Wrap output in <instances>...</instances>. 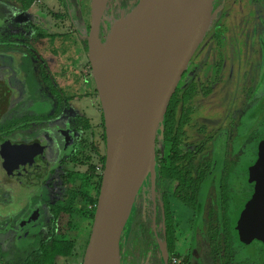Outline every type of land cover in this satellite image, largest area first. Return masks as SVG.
Instances as JSON below:
<instances>
[{"label":"rangeland","instance_id":"obj_1","mask_svg":"<svg viewBox=\"0 0 264 264\" xmlns=\"http://www.w3.org/2000/svg\"><path fill=\"white\" fill-rule=\"evenodd\" d=\"M63 1L67 9L63 7ZM128 1L108 0L99 22L98 39L101 43L108 39L112 22L119 19L120 12ZM205 1L206 27L176 87L178 92L185 90L188 82L196 75L200 78V83L207 86L203 87L205 91L201 87L194 98H189L191 104H194L193 108L190 107L188 97H184V114L186 117L190 114L189 118L196 120L195 124L199 127L206 124V120L209 122L205 129L206 136H210V142L204 145V151L198 156L199 160L207 154L210 155L216 148L215 139L224 137L229 142L226 155L229 164L221 178L223 188L218 187L219 180L216 179L214 196L208 198L210 201L199 212L175 201L170 195L174 192L176 182L160 180L157 177L159 164H168L170 149V144L162 142L157 133L154 172L159 196L162 199L165 194L171 203L170 209L165 207V211H170L174 216V249L169 253L165 246L167 261L161 257L157 242L165 237L164 223L155 211L153 201L156 195L151 190L149 176L134 198L121 234L120 264H168L169 259L175 260L174 264H196L193 260L199 262L198 264H215L211 252L205 246L204 231L205 223L212 226L215 223L213 213H208L213 204L230 221L232 264H264V218L257 199L258 162L264 152V140L258 144H250L243 139L245 130L252 122L250 117L254 116L244 105L249 98L248 93H251L249 90L256 83L254 79L259 74V91L250 97L254 98L250 109L253 110L254 105L264 96V63L261 62L262 54L259 49L262 46L257 42L258 37L264 38V0ZM29 5L27 15L19 3L0 0V40L14 44L12 56L20 73L18 78L27 89L25 99L14 111L21 112L28 107L35 108L36 111H49V124L61 129L67 137L73 121L84 116L88 121V129L83 132V137L89 144L100 138L103 122L87 49L83 42H87L90 32L92 0H31ZM238 25L243 28L242 33H236ZM252 26L256 30L255 39L254 33L251 34L255 31H252ZM237 34L241 37L239 41H242L240 48L246 52L239 59L233 53L238 48ZM241 59L246 61L242 71L234 63L236 60L237 65H241ZM225 66L226 71L223 70ZM239 78L243 79L240 83L237 81ZM51 87L55 90L53 94ZM55 98L61 101L57 112L52 113ZM191 121L193 120L189 123ZM223 122L226 125L221 126ZM257 132H262L264 138V128H255L253 135ZM200 137L202 135L193 133L189 125L182 151H189ZM103 145L101 142L99 152L91 151V146H88L80 159L83 160L81 165L79 162L62 165L52 176L50 187L43 186L39 200L34 199L33 203L24 205V209L15 219L1 225L0 242L7 255L3 259L0 256V264L22 262L24 256L34 247L35 233L44 224L41 199L53 202L63 197L65 188L72 189L67 172L79 170V175L87 172L88 166H93L104 153ZM86 156L89 158L85 159ZM222 202H225V206ZM165 204L169 206L167 202ZM156 225L159 229H156ZM88 229V221H81L78 239L73 248L78 256L70 257L66 261L56 258L55 264H81L85 249L83 240Z\"/></svg>","mask_w":264,"mask_h":264},{"label":"flooded vegetation","instance_id":"obj_2","mask_svg":"<svg viewBox=\"0 0 264 264\" xmlns=\"http://www.w3.org/2000/svg\"><path fill=\"white\" fill-rule=\"evenodd\" d=\"M242 1V0H240ZM253 2H257L259 0H251ZM108 2V1H107ZM241 17V16H240ZM251 26V25H250ZM243 28H236V33H242ZM254 27L252 26V31ZM242 31V32H241ZM251 31V30H250ZM219 32V31H218ZM254 33V39L256 36V30L254 32H251V34ZM238 34L236 35V45L238 44V48L236 52H233L234 55H237L238 57L242 58L246 55L245 50L243 51V48H240L242 45V41H239ZM257 42H260L262 47H259L261 49V58L264 63V38L257 39ZM241 49V50H240ZM18 52H23L21 50H17ZM26 53V52H23ZM14 44L10 41H3L0 40V229L1 225L4 222H10L11 220L15 219L19 213L24 209V205H29L33 203L34 199L39 200V195L42 191L43 186L50 187V181L52 176L58 171V169L64 165V164H76L79 161H73L71 158H69V155L72 150L78 149V147H81L80 150L83 149V143H77V140L83 141V131L77 130V127L75 125L78 123V120L80 117L76 118L73 121V126L70 129L69 137L66 136V134L59 129L58 127H55L51 124H49V119L47 117V112L42 111H36L32 109L31 107H28L26 109H23L21 112H15L14 110L19 106V104L25 99V96L27 95V89L22 80H20L18 77L20 75L18 69L16 68L17 65L14 63ZM77 61V59H76ZM236 61V60H235ZM236 66H240V70H244L243 64L246 62L245 60L242 61L241 59V65H237V61L235 62ZM258 62V61H257ZM257 64V63H256ZM262 64V63H261ZM242 66V67H241ZM224 71L227 70V67L225 66ZM256 69L255 66V71ZM254 71V68L252 69ZM264 71V70H263ZM184 75V71L180 77L179 80L182 79V76ZM263 75V72H262ZM196 77V78H195ZM193 78V80L188 82V85L186 86L185 90H181L178 92L177 85H179V81L177 82L174 91H173V100L175 101V126L174 129L178 130V144L176 146L177 150L179 151V156L183 157L182 160L176 162V165L181 166L184 165L186 162L192 161L191 168L189 170V177L192 182V187L188 190L187 198H193V203H185V201L182 199L183 193L179 188V183L177 180H173V182H176L174 192L170 196H173L175 201H177L179 204L183 206H187L194 210L195 212H199L200 210H203L205 205L210 201L208 198L210 196H214L215 190H214V184L216 179L219 180L218 187L222 189V175L223 172L226 169V165L229 164V161L226 160V155L228 154V146L229 142H227L224 137L218 138L214 140V144L216 148L211 152V154H207L203 159L199 160L198 156L204 151V145L208 144L210 142V136H206L207 130L205 129L206 125L208 126L209 122L206 120V124L204 123L203 126L199 127L196 126L195 122L192 117L189 118L185 116L184 114V97H188V101L190 103V107H194V104H191V99L194 98L197 95V92L201 90V87H207L204 84L200 83V78L197 77V75ZM253 78V77H252ZM251 78V79H252ZM256 78V77H255ZM197 79V80H195ZM243 79L239 78L238 83H240ZM254 87H251L248 93V99L244 105V108H248L250 113L253 114L250 117L252 122L247 127L244 133V140L249 142L250 144H258L264 140L263 135L259 132L253 135L255 128H264L262 127V124L264 122V96L257 102L256 105H254V109H250L253 105V99L250 98L253 93H257L259 90V85L257 81L260 80V74L257 76L256 79H254ZM205 91V89L203 88ZM20 95V96H19ZM217 105V104H216ZM219 105V104H218ZM53 109V108H52ZM35 115V117H33ZM194 115V112L192 113V116ZM84 117V116H83ZM86 118V117H85ZM164 118V115H163ZM87 119V118H86ZM216 119V118H215ZM221 119V117H220ZM190 120L191 123H189ZM163 119L160 124L159 129L157 130V133H159V136L161 138L162 142H166L170 144L171 143L164 141L163 139ZM190 128L193 129V133H199L202 135V137L198 138L196 142L194 143V146L191 147V149L187 152L182 151V145L185 144L184 137L186 135V129ZM221 126L226 125L225 122L220 124ZM209 130V129H208ZM221 130H219L220 132ZM156 133V134H157ZM99 137L91 141L88 146L95 145L96 141H98ZM156 139L155 137V160H156ZM192 144V143H191ZM101 145V144H100ZM99 145V146H100ZM104 146V145H103ZM85 146V150L87 148ZM93 151V148L91 149ZM170 151V149H169ZM104 155V153L102 154ZM169 157V155H168ZM216 162V165L213 169V172L209 178L208 174L211 171L212 164L214 161ZM161 163L162 160H160ZM170 159L168 160L167 166H169ZM260 164L258 175H257V190H258V203L261 210V214L264 218V152L260 158V161L258 162ZM79 164V163H78ZM81 165V164H80ZM78 166V165H77ZM160 166H164L163 164H159L157 167V177L158 179H162L158 176V170ZM79 175L78 171H69L67 172L68 177L71 175ZM150 175H148L149 177ZM156 176V174H155ZM147 177V179H148ZM156 177V179H157ZM146 179V180H147ZM164 179V178H163ZM37 182H35V181ZM145 180V181H146ZM166 180V179H165ZM144 181V182H145ZM152 181V178H151ZM32 183V184H30ZM34 184V185H33ZM144 184V183H143ZM142 184V185H143ZM142 187V186H141ZM63 193V197L56 199L53 202H50L45 199H41L42 201V207L44 210V223L46 219V205L50 203H55L57 200H60L64 198L66 194ZM151 190L154 195H156V199L154 198L153 204L155 206V211L158 214V217L162 219L164 223V232L165 237L163 240H165V246L169 253H172L174 249V242H175V231L173 227V219L174 216L171 214V212H166L165 207L167 206L165 202L169 204L167 206L170 209V202L168 199V196L163 194V197L159 196V190L158 185L156 184V191H153L152 187ZM195 193V195H194ZM225 206V202H222ZM220 205H222L220 203ZM220 209L216 204H213L209 208V212L213 213L215 223L212 226L210 223H205L204 231L206 232V239H205V246L209 251L211 252L212 261L215 264H232V252H231V239H232V233L230 228V221L228 217L224 213H220ZM171 215L172 219V228H173V235H172V247H170L167 244L166 239V230H165V216L166 214ZM205 218V217H204ZM44 225V224H43ZM216 226L218 232L216 233V236L214 239H216V243L218 242L221 246L220 249L214 248V245L211 243V239H213L212 232L210 233V229L212 227ZM227 228V232L225 231V227ZM43 226H41L42 228ZM39 230L35 233H37ZM200 243V238L199 241ZM1 246V242H0ZM2 249V246H1ZM193 253V252H192ZM165 261L167 259L165 258ZM164 261V262H165ZM168 264H174L176 263L175 260H168ZM193 263L198 264L195 260L192 261ZM185 264V263H184ZM187 264H189L187 262Z\"/></svg>","mask_w":264,"mask_h":264},{"label":"water","instance_id":"obj_3","mask_svg":"<svg viewBox=\"0 0 264 264\" xmlns=\"http://www.w3.org/2000/svg\"><path fill=\"white\" fill-rule=\"evenodd\" d=\"M107 1L92 5L87 36V57L102 112L104 162L81 264H120V238L132 203L154 170L155 137L164 108L207 24L205 0H145L155 8L160 43L147 54L151 60L145 68L117 96H111L96 57Z\"/></svg>","mask_w":264,"mask_h":264},{"label":"trees","instance_id":"obj_4","mask_svg":"<svg viewBox=\"0 0 264 264\" xmlns=\"http://www.w3.org/2000/svg\"><path fill=\"white\" fill-rule=\"evenodd\" d=\"M20 4L22 11L29 14L30 2L31 0H11ZM63 7L67 9V5L63 1ZM34 27V25H32ZM41 36L40 34H37ZM85 48L87 49V42L83 41ZM55 90L51 87V93L53 94ZM173 93L170 96L165 108H164V118H163V139L164 141L171 143V148L169 151V166H160L158 170V176L164 178L167 181L173 182L177 180L179 183V188L183 193L182 199L185 203H193L194 199L187 198L188 190L192 187V182L189 177V170L192 165V161L186 162L184 165L178 166L176 162L183 159L179 156V151L176 146L178 144V130L174 129L175 126V101L173 100ZM56 99V98H55ZM61 100L56 99L53 105L52 113L57 112L59 108V103ZM51 115V114H50ZM50 115H47L49 118ZM102 133L98 139V143L92 146L95 152L100 151L101 142L104 143V129L103 122ZM77 130H82L83 132L88 129V121L85 117L81 116L78 123L75 125ZM77 143H83V149H74L71 151L69 158L73 161H79V164L83 163L80 161L82 155L85 152V146L89 145L86 140ZM86 141V142H85ZM99 154V153H98ZM86 156L85 159H88ZM84 159V157H83ZM97 162L103 164L104 155H100ZM94 165L88 166L87 172L82 175L71 174L68 177L69 182L72 184V189H66V194L64 198L57 200L55 203H50L46 205V219L43 227L39 230L34 241V247L30 250L23 258L20 264H55L56 258L63 259L66 261L70 257H77L76 252H73L76 241L78 239L79 226L81 221H88V232L84 238V247L87 244L88 236L91 228L94 207L97 200V195L99 191L101 176L94 174ZM195 195V193H194ZM167 207V206H166ZM227 232L226 226L224 227ZM165 230L167 244L171 249L172 245V219L171 215L166 214L165 216ZM213 234V239L211 243L216 244L214 248L220 249L221 246L216 243V233L218 232L217 227L214 226L210 229V233ZM6 250L1 249L0 246V256L2 259L6 256ZM82 257V256H81ZM1 258V257H0ZM82 259V258H81Z\"/></svg>","mask_w":264,"mask_h":264},{"label":"bare ground","instance_id":"obj_5","mask_svg":"<svg viewBox=\"0 0 264 264\" xmlns=\"http://www.w3.org/2000/svg\"><path fill=\"white\" fill-rule=\"evenodd\" d=\"M98 2L99 0H92L93 7ZM160 39L155 8L151 4H146L145 0H129L122 8L119 19L112 22L106 42H99L96 49L101 78L111 96H117L145 68L151 60L147 54L154 52ZM150 176L152 178L151 187L153 191H156L154 170ZM131 186L132 182H130L128 190L131 189ZM143 192L145 193V191ZM145 202L147 203V201ZM126 212L127 209L124 210V214ZM157 228L159 229V226L156 225ZM157 244L161 257L165 260L164 240L159 239Z\"/></svg>","mask_w":264,"mask_h":264},{"label":"built area","instance_id":"obj_6","mask_svg":"<svg viewBox=\"0 0 264 264\" xmlns=\"http://www.w3.org/2000/svg\"><path fill=\"white\" fill-rule=\"evenodd\" d=\"M103 172V164L100 162H96L94 165V174L97 176H101Z\"/></svg>","mask_w":264,"mask_h":264}]
</instances>
